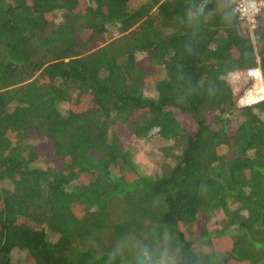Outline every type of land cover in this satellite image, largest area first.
Listing matches in <instances>:
<instances>
[{"label":"trees","instance_id":"1","mask_svg":"<svg viewBox=\"0 0 264 264\" xmlns=\"http://www.w3.org/2000/svg\"><path fill=\"white\" fill-rule=\"evenodd\" d=\"M245 22L232 0H0V264H264V102L227 80L264 77ZM122 131L163 141L165 173Z\"/></svg>","mask_w":264,"mask_h":264},{"label":"rangeland","instance_id":"2","mask_svg":"<svg viewBox=\"0 0 264 264\" xmlns=\"http://www.w3.org/2000/svg\"><path fill=\"white\" fill-rule=\"evenodd\" d=\"M132 6L137 7L138 6V2H132ZM55 21L60 23L62 21L61 16H58L57 18H55ZM121 35L118 33V31L115 28H110L109 34L106 35L105 38V43H110L118 38H120ZM105 45V44H104ZM138 59H142L141 56H138ZM262 76V70L261 68H257ZM254 70V69H252ZM251 71V70H249ZM249 71L247 72H237V73H232L227 77L228 83L231 85L234 94L237 96L239 94H241L242 92H244L245 90H247L245 93H243L241 95V99H240V105L244 106V101L249 99V96L255 92V94L252 95H256L259 94L255 91L257 85H256V80H255V75L254 74H250ZM162 71L158 72V74L156 75L157 79H160L162 77ZM258 83V82H257ZM153 83L150 84V86H148L145 94L148 96H155L156 93L153 89ZM251 86V87H250ZM264 86V77H263V84L260 85V88L258 89L260 91V93L262 92V87ZM251 93V94H250ZM252 97V96H250ZM69 108L68 103H64L61 106V109L65 112L67 111ZM227 118H230L232 123L235 125H238L241 120H242V116L240 115L239 112H235L233 113V115H231L230 117L227 116ZM126 130V128H125ZM122 134L123 140L126 144L127 149H131L133 151L134 154V158H135V162L136 164L140 167V170L148 175V176H157V175H161L163 173H165V170H167V164L166 161H163L162 159V154L160 152L161 146H163V141L154 138L151 139L149 142H141L139 140H137L135 137H133L131 134L126 133L125 131L120 132ZM42 166H46L45 162H40L39 163ZM11 183L7 182L4 183V188H8L10 189ZM224 215L222 213L219 214L218 217H216V219L212 222V230L216 231L219 230L221 228H223L222 225V221H223ZM53 238V237H52ZM26 258V254L25 253H21L18 251H13L11 254V260L12 263L14 264H20L23 261H25Z\"/></svg>","mask_w":264,"mask_h":264},{"label":"built area","instance_id":"3","mask_svg":"<svg viewBox=\"0 0 264 264\" xmlns=\"http://www.w3.org/2000/svg\"><path fill=\"white\" fill-rule=\"evenodd\" d=\"M232 1H235V10L240 14L241 18L246 20L245 24L249 27V29L252 32L256 30L259 19L264 18V0H232ZM253 5H254V9H253ZM244 9H248V11L245 12ZM249 73L251 75L252 74L255 75L256 85H258V83L263 84V76L258 69L251 70L249 71ZM260 94H264V86L262 87L261 93L256 95L251 94L250 96H252L253 99L257 100L256 103L264 102V99L259 98ZM256 103H244V104L251 105Z\"/></svg>","mask_w":264,"mask_h":264},{"label":"clouds","instance_id":"4","mask_svg":"<svg viewBox=\"0 0 264 264\" xmlns=\"http://www.w3.org/2000/svg\"><path fill=\"white\" fill-rule=\"evenodd\" d=\"M253 9H254V5H253ZM245 12L248 11V9H244ZM257 69V68H256ZM262 70V69H261ZM259 98L260 99H264V94H260L259 95ZM257 100L256 99H253L252 97H249V99L247 101H244V103H256ZM257 104V103H256ZM251 105H254V104H251ZM251 105H244V106H251Z\"/></svg>","mask_w":264,"mask_h":264}]
</instances>
